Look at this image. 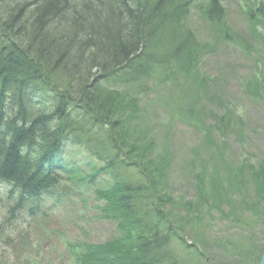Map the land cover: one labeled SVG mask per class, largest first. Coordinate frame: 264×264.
I'll return each mask as SVG.
<instances>
[{"label": "trees", "instance_id": "16d2710c", "mask_svg": "<svg viewBox=\"0 0 264 264\" xmlns=\"http://www.w3.org/2000/svg\"><path fill=\"white\" fill-rule=\"evenodd\" d=\"M193 2L0 0V188L18 192L23 210L59 195L67 182L88 188L98 177L111 178L91 191L100 201L99 218L113 222L118 235L84 244L76 264L261 263L264 159L238 166L225 157L227 142L222 150L216 145L214 130L244 142L245 122L200 72L210 46L189 25ZM208 3L203 18L222 33V2ZM260 17L251 28L264 42ZM260 78L251 86L264 92ZM161 87L169 92L172 111L209 136L203 149L214 154L206 161L199 155L195 198L179 203L169 189L174 154L158 152L156 139L138 129L139 95ZM180 104L189 105L183 110ZM71 148L98 163L87 164L90 173L68 165L64 155ZM217 168L227 171L229 187L213 184ZM215 211L222 222L246 228L245 237L229 245L207 238V216ZM184 232L194 235L193 244Z\"/></svg>", "mask_w": 264, "mask_h": 264}, {"label": "rangeland", "instance_id": "374dc122", "mask_svg": "<svg viewBox=\"0 0 264 264\" xmlns=\"http://www.w3.org/2000/svg\"><path fill=\"white\" fill-rule=\"evenodd\" d=\"M208 2L210 0H194L189 20L199 40L210 46V54L200 64V72L214 80L211 88L216 95L221 94L227 105L237 109L246 122L247 136L240 144L236 135L223 139L219 131L214 130V139L220 150L222 143H228L224 152L229 162L240 166L248 160L249 166H257L264 159V92L254 90L251 85L258 75L264 84V42L253 32L251 25L254 20H263L260 16L264 14V0H220L224 9L220 20L227 25L222 33L203 18L204 11L209 8ZM250 10L255 15L250 17ZM259 29L262 31V27ZM139 96L137 101L143 114L138 129L146 134V138L156 139L158 152L166 149L174 154L168 173L170 196L177 203L182 199H194V175L201 169L199 155H203V161L214 156L211 150L207 153L203 149V140L209 141V136L203 138L182 114L172 111L173 102L166 88L153 89L147 95ZM202 103L206 105V101ZM188 105L177 106L186 110ZM205 120L208 125L214 124L210 117ZM64 159L68 165L82 169L84 174L90 173L88 163L98 164L87 154L72 148L67 150ZM207 163L213 170V163ZM228 176L223 168H217L213 184L226 188ZM110 181L109 175H103L98 177L97 184L88 188L67 182L66 188L58 191L59 196H45L26 204L23 210L17 206L20 194H12V188L2 186L0 264H76L84 244L97 245L117 237L116 225L99 218L97 206L100 201L91 191L106 187ZM224 210L227 212L229 205H225ZM246 215L245 219L251 216L250 213ZM220 217L218 211L213 212L212 217L207 216V238L228 245L231 239L238 241L243 238V234L239 233L241 226L224 223ZM192 236L184 232L183 239L191 245ZM174 246L181 249L177 241H174ZM181 256L190 262L188 255L182 252ZM223 261L228 262L226 258ZM193 263L196 264L195 260Z\"/></svg>", "mask_w": 264, "mask_h": 264}, {"label": "bare ground", "instance_id": "6f19581e", "mask_svg": "<svg viewBox=\"0 0 264 264\" xmlns=\"http://www.w3.org/2000/svg\"><path fill=\"white\" fill-rule=\"evenodd\" d=\"M3 186H5V185H3ZM56 196H59V195H56ZM247 231H248V230H247L246 228L241 227V230L239 231V233H241V234H245ZM242 236L245 237L244 235H242ZM262 258H263V257H262Z\"/></svg>", "mask_w": 264, "mask_h": 264}, {"label": "water", "instance_id": "95a60500", "mask_svg": "<svg viewBox=\"0 0 264 264\" xmlns=\"http://www.w3.org/2000/svg\"><path fill=\"white\" fill-rule=\"evenodd\" d=\"M263 258H262V260H261V263L260 264H264V254H263V256H262Z\"/></svg>", "mask_w": 264, "mask_h": 264}]
</instances>
